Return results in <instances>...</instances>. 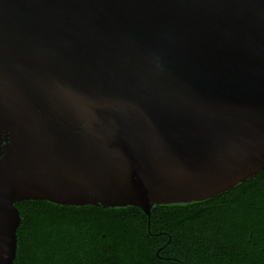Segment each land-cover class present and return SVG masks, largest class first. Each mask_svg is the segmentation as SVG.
Returning <instances> with one entry per match:
<instances>
[{
    "label": "water",
    "instance_id": "1",
    "mask_svg": "<svg viewBox=\"0 0 264 264\" xmlns=\"http://www.w3.org/2000/svg\"><path fill=\"white\" fill-rule=\"evenodd\" d=\"M264 171V0H0V264L16 204L213 201Z\"/></svg>",
    "mask_w": 264,
    "mask_h": 264
},
{
    "label": "trees",
    "instance_id": "2",
    "mask_svg": "<svg viewBox=\"0 0 264 264\" xmlns=\"http://www.w3.org/2000/svg\"><path fill=\"white\" fill-rule=\"evenodd\" d=\"M16 208L14 264H247L245 221L264 220V171L213 201L157 208L150 218L137 208L73 209L45 201Z\"/></svg>",
    "mask_w": 264,
    "mask_h": 264
},
{
    "label": "flooded vegetation",
    "instance_id": "3",
    "mask_svg": "<svg viewBox=\"0 0 264 264\" xmlns=\"http://www.w3.org/2000/svg\"><path fill=\"white\" fill-rule=\"evenodd\" d=\"M245 225L244 258L247 264H264V220L249 219Z\"/></svg>",
    "mask_w": 264,
    "mask_h": 264
}]
</instances>
